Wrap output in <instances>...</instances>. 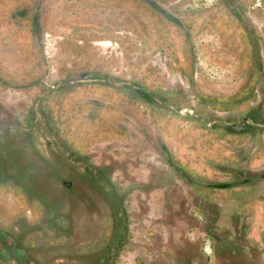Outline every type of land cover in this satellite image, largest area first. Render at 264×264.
<instances>
[{
    "label": "rangeland",
    "instance_id": "obj_1",
    "mask_svg": "<svg viewBox=\"0 0 264 264\" xmlns=\"http://www.w3.org/2000/svg\"><path fill=\"white\" fill-rule=\"evenodd\" d=\"M0 157V264H264V0H0Z\"/></svg>",
    "mask_w": 264,
    "mask_h": 264
},
{
    "label": "trees",
    "instance_id": "obj_2",
    "mask_svg": "<svg viewBox=\"0 0 264 264\" xmlns=\"http://www.w3.org/2000/svg\"><path fill=\"white\" fill-rule=\"evenodd\" d=\"M0 158H1V157H0ZM1 159H2V158H1ZM98 170H99V173H103L104 168H99ZM1 233H2V232H0V234H1ZM2 243L5 244L4 241H3V239H2ZM30 264H31V263H30ZM32 264H36V263H32Z\"/></svg>",
    "mask_w": 264,
    "mask_h": 264
},
{
    "label": "water",
    "instance_id": "obj_3",
    "mask_svg": "<svg viewBox=\"0 0 264 264\" xmlns=\"http://www.w3.org/2000/svg\"><path fill=\"white\" fill-rule=\"evenodd\" d=\"M243 128V124H240V125H237V126H234V129L236 130H241Z\"/></svg>",
    "mask_w": 264,
    "mask_h": 264
}]
</instances>
